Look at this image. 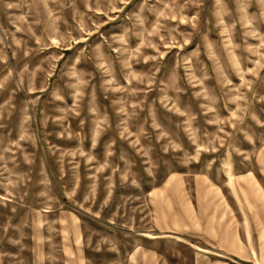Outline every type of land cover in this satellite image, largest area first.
<instances>
[{
	"label": "rangeland",
	"instance_id": "374dc122",
	"mask_svg": "<svg viewBox=\"0 0 264 264\" xmlns=\"http://www.w3.org/2000/svg\"><path fill=\"white\" fill-rule=\"evenodd\" d=\"M263 218L264 0H0V264H264Z\"/></svg>",
	"mask_w": 264,
	"mask_h": 264
},
{
	"label": "crops",
	"instance_id": "0c3cea01",
	"mask_svg": "<svg viewBox=\"0 0 264 264\" xmlns=\"http://www.w3.org/2000/svg\"><path fill=\"white\" fill-rule=\"evenodd\" d=\"M261 229L263 230V233H264V218H263V221H262V228ZM207 264H228V263H225V262H222V261H213L212 259H210V263L207 262Z\"/></svg>",
	"mask_w": 264,
	"mask_h": 264
}]
</instances>
